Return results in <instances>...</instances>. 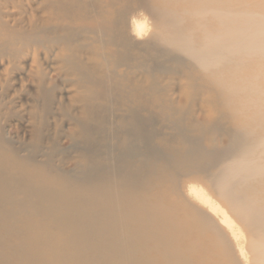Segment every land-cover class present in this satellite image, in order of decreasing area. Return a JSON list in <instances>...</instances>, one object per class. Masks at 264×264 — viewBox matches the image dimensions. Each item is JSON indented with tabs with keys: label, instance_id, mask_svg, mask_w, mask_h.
I'll use <instances>...</instances> for the list:
<instances>
[{
	"label": "bare ground",
	"instance_id": "6f19581e",
	"mask_svg": "<svg viewBox=\"0 0 264 264\" xmlns=\"http://www.w3.org/2000/svg\"><path fill=\"white\" fill-rule=\"evenodd\" d=\"M155 1L36 0L48 17L27 32L4 10L22 0H0V63L50 43L87 88L81 115L64 111L71 170L47 117H28L25 145L0 123V264H264V0ZM113 82L95 149L96 88L111 103ZM37 95L46 113L54 95Z\"/></svg>",
	"mask_w": 264,
	"mask_h": 264
},
{
	"label": "rangeland",
	"instance_id": "374dc122",
	"mask_svg": "<svg viewBox=\"0 0 264 264\" xmlns=\"http://www.w3.org/2000/svg\"><path fill=\"white\" fill-rule=\"evenodd\" d=\"M190 0H157V4L165 2L170 10L175 12H182L183 8L193 9L194 3L189 2ZM89 2L98 4L99 0H89ZM45 6L38 5L36 0H22L21 3L16 4L13 7L11 3L8 8H5L10 16L11 20L16 19L20 22V25L27 29V32L37 31V25L40 18H46L48 15L44 13ZM6 16V15H5ZM182 17L186 18L183 14ZM14 18V19H13ZM9 20V17H5V20ZM190 19H186L184 24H187ZM30 22H34L30 24ZM13 23V21H10ZM197 24L196 20H193L187 27H192ZM66 27L61 26V29ZM74 32V44L81 45L80 50L85 55H89L91 50L89 43L91 42L90 34L86 31L79 29L78 27H69ZM101 39V37L99 36ZM197 38V34H195ZM104 51V50H103ZM58 48L48 49L46 45L41 44L39 46L28 44L24 49L23 57L12 59L5 63H0V73L3 72L5 67L9 68V74L11 76V82L7 86L6 92L13 93L12 97L3 98L0 95V123L5 126L9 137L13 140L21 142L23 145L27 144L32 137V126L28 122V117L32 116V113H37L36 121H39L41 117H47L49 125V133L52 137H55V144L57 146L56 157L63 161L64 168L71 170L75 167L73 161L77 159V152L75 147L72 145V141L69 138V133L75 127L71 121L69 115H64L65 108L69 109L72 114H79V110H82L83 103L76 102V99L84 98L86 96V90L84 80L80 78V75L64 66L60 57L56 56ZM85 58V56H83ZM94 62V61H93ZM17 66L20 69H15ZM103 70V68H102ZM99 77L103 76V72L96 73ZM0 76H4L1 75ZM41 80L44 83L41 85ZM176 82V81H175ZM52 91L54 97L51 100V107L48 111H44L43 99L39 98L37 92L42 89ZM108 89L112 90L109 94L112 101L107 103L108 100L103 101V88H96L97 97L93 100V107L95 113L92 115L93 120H89V124L94 126V134H92L88 140V143L93 141V148L98 149L100 145H103V103L107 106L113 104V107H118L119 100H122L120 91H117L115 82L109 83ZM118 99V100H115ZM114 102V103H113ZM116 104V105H115ZM28 123V124H27ZM56 123L58 125H56ZM160 127V126H159ZM158 128V125H157ZM76 129V128H74ZM167 133L172 134V130H165ZM55 134H57L55 136ZM57 139V140H56ZM27 142V143H26ZM57 142V143H56ZM59 143V144H58ZM81 144L80 146H82ZM61 151V152H60ZM61 154V155H60ZM68 156V157H67ZM74 156V157H73ZM73 159V160H72ZM69 160V161H68ZM71 160V162H70ZM70 163V164H69Z\"/></svg>",
	"mask_w": 264,
	"mask_h": 264
}]
</instances>
